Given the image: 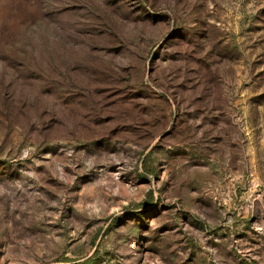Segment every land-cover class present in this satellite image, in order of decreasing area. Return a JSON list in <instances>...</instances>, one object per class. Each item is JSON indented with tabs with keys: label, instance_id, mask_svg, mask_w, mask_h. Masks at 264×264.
<instances>
[{
	"label": "rangeland",
	"instance_id": "374dc122",
	"mask_svg": "<svg viewBox=\"0 0 264 264\" xmlns=\"http://www.w3.org/2000/svg\"><path fill=\"white\" fill-rule=\"evenodd\" d=\"M0 264H264V0H0Z\"/></svg>",
	"mask_w": 264,
	"mask_h": 264
}]
</instances>
